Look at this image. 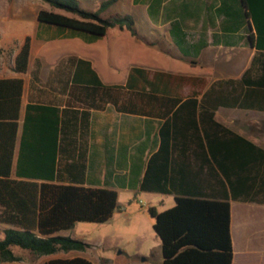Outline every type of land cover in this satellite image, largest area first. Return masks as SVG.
I'll return each instance as SVG.
<instances>
[{
    "label": "crops",
    "instance_id": "crops-1",
    "mask_svg": "<svg viewBox=\"0 0 264 264\" xmlns=\"http://www.w3.org/2000/svg\"><path fill=\"white\" fill-rule=\"evenodd\" d=\"M2 1L5 6L0 7V46L14 38L23 42L28 37L29 43L25 72L12 69L17 50L10 63L0 62V77L22 79L14 161L23 134V143L35 146L28 150L29 154L53 160L54 174L61 175L63 182L67 181L65 177L77 175L86 186L111 188L116 191L118 206L119 193L129 197L139 191L147 162L161 144L159 130L167 122V153L156 159L155 174H175L173 171L180 168L185 172L198 170V151L193 150L195 143L203 142V132L197 111L191 114L190 109H183L173 119L177 106L167 107L162 101L177 94L182 99L193 96L200 100L214 83L213 91H236V81L248 68L255 51L248 38L254 29L241 0H116L111 5L113 14H129L135 34L125 27H111L101 36L38 21L36 13L40 8L77 18L44 5L42 0H0L1 5ZM77 1L80 7L83 1V9L94 11L103 0ZM113 14L100 13L102 17ZM113 28L117 34L109 44L104 38ZM127 55H134V60L120 64ZM76 59L87 61L103 85H124L131 67L143 69L151 85L141 83L139 91H76L71 83ZM34 60L37 65L32 71ZM241 87L245 91V86ZM30 105H36V111ZM207 109L212 111L214 121L264 150V128L255 123V109L222 104L209 105ZM165 110L169 112L164 115ZM189 123L196 124L194 136L185 127ZM139 192L173 199L171 194ZM236 202L229 200L230 264H237L235 249L245 250L247 256H264V248L249 246L247 235L240 241V248L234 246L235 212L240 210ZM5 227L0 223L1 231ZM57 234L71 237L65 230ZM84 250L44 256L45 260L70 258ZM86 259L90 260L88 256Z\"/></svg>",
    "mask_w": 264,
    "mask_h": 264
},
{
    "label": "trees",
    "instance_id": "trees-1",
    "mask_svg": "<svg viewBox=\"0 0 264 264\" xmlns=\"http://www.w3.org/2000/svg\"><path fill=\"white\" fill-rule=\"evenodd\" d=\"M51 7L77 16L68 17L40 8V22L81 30L101 36L107 28L125 27L134 35L129 14L102 17L100 13L116 0H103L94 11L83 9L77 0H42ZM254 31L248 38L255 51L248 68L236 81V91H213L214 83L200 100L182 99L180 95L166 97L162 103L177 106L175 119L183 109L196 111L203 132V142L194 144L198 151V170L179 169L175 174H155L153 166L162 153H167L165 135L167 122L160 128L161 144L150 157L138 186L139 191L171 194L173 204L156 211L147 208L152 217V229L159 240L161 264H230L232 247L229 234V200L264 204V150L242 135L212 119L207 106L222 104L264 110V0H241ZM29 54L25 37L13 58L12 69L25 72ZM85 65V67H84ZM33 78H36L34 76ZM235 82V81H224ZM76 91L100 89H141L150 84L143 69L131 67L124 85H103L89 63L76 59L71 75ZM153 83V82H152ZM151 85V84H150ZM241 85L245 86L242 91ZM153 86V85H152ZM21 78L0 77V223L7 225L0 237V262L18 261L11 247L17 246L33 255L58 251L84 250L88 243L58 231L71 229L77 221L104 222L116 209V191L106 187L86 186L82 177L54 174V161L37 158L23 143V134L14 161L13 150L17 126ZM36 111V105H30ZM169 110L162 112L168 114ZM194 136L196 124L185 126ZM187 178L186 181L184 179ZM198 185V186H197ZM40 264H93L74 256L51 258Z\"/></svg>",
    "mask_w": 264,
    "mask_h": 264
},
{
    "label": "rangeland",
    "instance_id": "rangeland-1",
    "mask_svg": "<svg viewBox=\"0 0 264 264\" xmlns=\"http://www.w3.org/2000/svg\"><path fill=\"white\" fill-rule=\"evenodd\" d=\"M43 4L48 6L46 3ZM1 6H5L4 1L2 5L0 3ZM83 6L82 1L81 7L86 8ZM29 8L30 10L33 8L31 1ZM102 12L113 14L112 6ZM116 34L115 28L110 29L104 41L110 44ZM21 43L22 41L14 38L7 45L0 46V62L5 65L10 63L13 52ZM132 60H134V55H127L122 58L120 64ZM36 65V60H34L32 71L35 70ZM113 65L116 66V64L111 66ZM255 110L257 112H252L255 123L264 128V110ZM251 127L249 125L248 128ZM127 196L125 193H119L118 206L106 221H77L73 228L65 230V233L72 238L88 243L82 253H73L71 257L87 258L88 256L94 264H161L159 240L152 229L153 219L148 214L147 208L153 206L156 211L164 210L172 206L173 199L168 196H152L139 191ZM234 205L240 207V210L235 212V216L238 217L234 220V246L240 248V241L244 240V235H247L250 247L264 248V204L237 201ZM1 236L2 231L0 230ZM12 251L21 257L16 264H40L45 261L44 255H33L17 246H12ZM235 253L237 264H264V256H247L244 254L245 250L240 249H235ZM57 255L62 256L63 254Z\"/></svg>",
    "mask_w": 264,
    "mask_h": 264
}]
</instances>
